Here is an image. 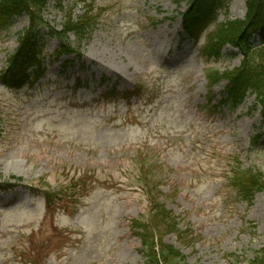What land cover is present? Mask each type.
Segmentation results:
<instances>
[{
	"label": "rangeland",
	"instance_id": "1",
	"mask_svg": "<svg viewBox=\"0 0 264 264\" xmlns=\"http://www.w3.org/2000/svg\"><path fill=\"white\" fill-rule=\"evenodd\" d=\"M63 4L74 16L93 6L97 25L82 55L48 58L46 76L32 87L0 81V182L23 179L0 190V264H142L128 219L148 211L152 189L179 216L185 233L167 241L190 264H235L243 251L262 248L264 192L250 204L227 181L235 154L244 168L264 172L255 96L236 110L206 108V68L238 67V50L226 46L216 61L202 57L207 28L197 43L185 35V1ZM246 12V0H225L218 21ZM64 14L52 1L45 18L61 29ZM27 26L23 16L0 32V72ZM56 46L48 38L45 52ZM224 89L225 82L216 87L213 104ZM156 171L158 181L151 178ZM39 178L51 189L76 185L77 195L62 196L48 212L43 192L28 184Z\"/></svg>",
	"mask_w": 264,
	"mask_h": 264
},
{
	"label": "trees",
	"instance_id": "2",
	"mask_svg": "<svg viewBox=\"0 0 264 264\" xmlns=\"http://www.w3.org/2000/svg\"><path fill=\"white\" fill-rule=\"evenodd\" d=\"M52 1H56L59 9L65 13L61 29L51 26L45 18ZM183 1H187L188 7L182 13L184 27L190 37L197 39L203 26L210 20L215 21L214 11L221 0H177V4L180 5ZM246 6L244 18L216 23L202 50L208 59H218L222 49L231 44L242 54L241 65L224 71L207 68L206 77L212 99L215 96L213 89L226 81L223 106L237 108L250 92L255 95L256 104L260 106L264 117V0H246ZM92 7L88 5V9L84 8L81 15L74 16L72 6L63 4V0H0V31L8 29L18 17L27 16L29 21L28 26L18 33V47L7 57L0 79L20 88L26 84L32 85L43 77L46 72L45 35L58 40L51 60L76 52L80 56L83 43L91 38L97 22L96 17L90 15L94 10ZM43 29L46 30L45 35ZM71 34L75 36L76 42L71 39ZM255 34L261 36L262 43L258 47L252 46L248 41ZM2 131L0 128V135ZM13 178L17 182L22 181V178ZM227 179L237 193L249 202H252L257 192L264 191L263 172L254 168H243L239 155L236 156V162L231 166ZM13 186L15 184L9 181L0 183V189L3 190ZM60 191L56 194L46 191L49 210L56 203V199L68 194ZM129 225L132 233L140 240L143 264H189L187 256L180 249L165 241L169 235L180 236L181 230L177 216L158 199L151 201L148 215L130 219ZM249 252L245 250L237 255L234 263L264 264V246L252 250L253 255Z\"/></svg>",
	"mask_w": 264,
	"mask_h": 264
}]
</instances>
